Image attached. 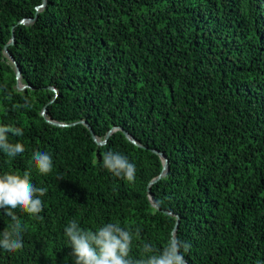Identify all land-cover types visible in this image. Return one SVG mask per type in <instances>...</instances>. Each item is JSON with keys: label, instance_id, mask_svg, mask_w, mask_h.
<instances>
[{"label": "trees", "instance_id": "16d2710c", "mask_svg": "<svg viewBox=\"0 0 264 264\" xmlns=\"http://www.w3.org/2000/svg\"><path fill=\"white\" fill-rule=\"evenodd\" d=\"M40 4L0 0V125L22 129L9 139L25 148L0 152V175L27 171L47 189L39 219L15 210L24 246L0 249V264H74L73 219L119 222L133 232L130 258H146L176 217L187 264H264V0H46L19 23ZM12 28L23 91L3 53ZM80 121L142 147L121 130L98 146ZM109 150L135 164L133 182L103 167ZM154 150L169 167L150 185L159 211L147 195L162 170ZM37 151L52 157L48 175ZM11 224L0 209V233Z\"/></svg>", "mask_w": 264, "mask_h": 264}, {"label": "clouds", "instance_id": "9594fccd", "mask_svg": "<svg viewBox=\"0 0 264 264\" xmlns=\"http://www.w3.org/2000/svg\"><path fill=\"white\" fill-rule=\"evenodd\" d=\"M20 137L23 131L10 125H0V152L9 158L24 153V145L11 143L9 136ZM32 160L38 172L48 175L53 170L52 157L47 152H34ZM103 167L112 175L128 182L135 180L136 166L119 152L107 151L103 155ZM46 188L37 187L31 182L30 173L23 176L12 173L0 175V209L5 211L12 224L10 229L0 233V249L13 253L23 249L24 228L15 210L39 219L44 204L41 199ZM140 230L136 229L138 236ZM68 238L74 264H187L184 253L190 250V244L172 235L166 245L157 250L149 244L143 246L146 258H130L133 232L122 227L119 222L106 223L95 230L80 227L73 219L64 229Z\"/></svg>", "mask_w": 264, "mask_h": 264}, {"label": "water", "instance_id": "95a60500", "mask_svg": "<svg viewBox=\"0 0 264 264\" xmlns=\"http://www.w3.org/2000/svg\"><path fill=\"white\" fill-rule=\"evenodd\" d=\"M45 4H46V0H42V4H40L39 6L36 7V13H35V17H34V18H32V19H22L19 23H20V24H30V23H33L34 20H35V18H36V16H37V13H38L41 9L44 8ZM13 43H14V30H13V28H12V29H11V39H10V41L4 46V48H3V53H4V55L9 59V61L11 62L12 66H13V68H14V70H15V74H16V85H15V88H16L18 91H23V90H25L28 86L25 85V84H22V83H21V80H20V79H21L20 68L18 67V65H17V63L15 62L14 58L12 57V55H11V54L9 53V51H8V46H9V45H12ZM52 90H54V91L56 92L55 89L52 88ZM41 116H43V117L45 118V120H46L48 123L52 124V125H55V126H63V127H64V126H67V124L59 123V122H56V121H53V120L47 118V117H46V109H45V108L42 109V111H41ZM79 123L83 124V125L88 129V131L90 132V134H91L93 140L95 141V143H96L98 146L104 145V144L107 142L109 136H110L114 131H116V130H121V131L123 132V134L125 135V137H126V138H127L132 144H134V145H136V146H139V147H142L141 145H139V144L136 142V140H135V139H134V138H133L128 132H126L125 130H123V129L119 128V127H113L112 129H110V130L106 133L104 139L101 140V139L97 138V137L94 135V133H93V131H92L90 125H89L86 121H80ZM69 125H73V124H69ZM153 152H154L156 155H158V156L160 157V159H161V161H162V170H161V173L149 183L148 188H147V195H148V198H149V200H150L152 206H153L156 210L159 211L160 209H159V207L157 206V204H156V202H155V200H154V198H153V195H152L151 192H150V185L156 183L158 180H160L162 177H164L169 167H168V160H167V158H166L161 152H159V151H155V150H154ZM165 213L168 214V215H171V212H169V211H166ZM177 227H178V217H176V222H175V225H174V229H173L172 235L175 234V231L177 230Z\"/></svg>", "mask_w": 264, "mask_h": 264}, {"label": "rangeland", "instance_id": "374dc122", "mask_svg": "<svg viewBox=\"0 0 264 264\" xmlns=\"http://www.w3.org/2000/svg\"><path fill=\"white\" fill-rule=\"evenodd\" d=\"M2 110V107H1V105H0V111Z\"/></svg>", "mask_w": 264, "mask_h": 264}]
</instances>
